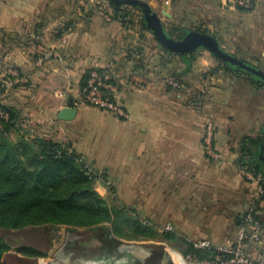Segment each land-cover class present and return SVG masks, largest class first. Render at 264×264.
Segmentation results:
<instances>
[{
  "label": "crops",
  "instance_id": "obj_1",
  "mask_svg": "<svg viewBox=\"0 0 264 264\" xmlns=\"http://www.w3.org/2000/svg\"><path fill=\"white\" fill-rule=\"evenodd\" d=\"M143 1L165 28L164 18L174 16L178 27L187 30L251 33L254 25L264 59V0H255L252 11L237 0ZM91 5L90 0H0V65L20 73L16 87L15 81L0 76V104L20 115L21 131L12 133V140L18 143L22 136L36 145L53 141L85 160L94 157V166L105 167L106 178L124 184L134 207L136 199L143 200L149 229L170 227L186 245L207 240L220 248L233 243L251 207L264 225V202L256 203V188L240 175L243 160L237 155L244 138H264V113L250 109V102L239 122L225 104L243 84L234 74L226 78L207 69L198 85H208L211 93L202 114L184 97L188 77L198 66H192L188 77L178 78L185 63L167 61L138 21L125 25L110 19L106 1L105 9ZM91 70L101 71L117 87L127 117L75 107ZM247 84L243 86L253 87ZM70 102L77 115L61 120ZM209 122L217 124L214 148L220 160L204 152V126ZM237 123L242 129L232 131ZM236 134L239 142L234 141ZM174 261L186 264L176 254Z\"/></svg>",
  "mask_w": 264,
  "mask_h": 264
},
{
  "label": "trees",
  "instance_id": "obj_2",
  "mask_svg": "<svg viewBox=\"0 0 264 264\" xmlns=\"http://www.w3.org/2000/svg\"><path fill=\"white\" fill-rule=\"evenodd\" d=\"M80 1L87 3L89 0ZM105 1L108 3V9L112 11L109 14L112 17L110 19L120 20L125 25H135L136 23L129 15L130 8L142 13L137 8L117 6L110 0ZM247 11H252V9ZM140 26L148 32L143 13ZM190 31L174 27L167 32L169 36L181 40ZM197 31L209 34L207 31ZM221 47H223L222 44ZM162 50L167 57V61L171 62L172 59L177 58L187 66L178 78L188 77L192 66L197 61V53L203 51L199 50L182 57L164 48ZM214 59L218 63L216 72L221 71L226 74L246 77L251 85L264 87V84L254 76L221 60ZM242 61L252 65L245 60ZM4 66L0 65V71ZM257 68L264 70L263 66ZM98 72L102 73L101 71ZM16 79H12L13 82L15 81V87L18 85ZM0 111L4 116H7L5 118L0 114L1 231L32 232L37 234L36 237L43 234L42 241L46 240L49 235L47 241L51 244V241L56 240L57 234L49 233L57 231L59 226L100 229L101 236L94 235L92 239L99 240L104 245H109V243L117 245L114 233L120 234L119 222L121 218L125 219L127 225L133 226L136 232L146 231V226L144 227L138 221L135 222V220L129 218L124 210L110 206L98 194L95 190L96 174L86 167V163L81 156L53 141L40 140L41 144L36 145L35 141H26L21 136L18 143H15L11 135L21 131L20 115L14 108L1 104ZM243 144V150L241 151L243 152L242 167L264 175V161L259 159L264 138H244ZM262 201L264 202V200ZM256 203H260V201H256ZM175 238L177 239L176 235ZM170 239L169 236H166V240L169 241ZM38 244L39 242H36L35 245ZM188 247L184 255H194L200 262L214 261L220 254L217 249L201 251L195 250L192 245H188ZM12 248L13 246L7 239L0 234V264H5L3 261L4 256ZM18 248L22 249L23 254L28 257H44L46 255L39 248L29 244Z\"/></svg>",
  "mask_w": 264,
  "mask_h": 264
},
{
  "label": "rangeland",
  "instance_id": "obj_3",
  "mask_svg": "<svg viewBox=\"0 0 264 264\" xmlns=\"http://www.w3.org/2000/svg\"><path fill=\"white\" fill-rule=\"evenodd\" d=\"M104 2L105 1L103 0H90V3L92 4L91 6L95 9L101 7L105 9V6L103 7ZM106 7L109 8L108 5ZM130 9L129 15L131 16V19L135 20V22H140L138 24V26H140L142 13L137 12V10H132V8ZM173 12L174 11L172 10L169 14H173ZM164 21L166 28L169 30L179 26L177 25L178 20H176L175 16L172 20L164 18ZM229 26L231 27L234 25L230 24ZM250 26L252 30L255 28L251 33L246 30L232 33L231 29H229V32L226 34L221 31L216 32V29L214 30L213 28H209V30L203 28L201 30L207 31L210 35H214L217 38L219 37L218 39L225 51L255 65L256 67H264V59L261 54L262 43L255 37L258 29H256L254 25ZM197 30L199 29H195V27H192L191 29V31ZM249 34L251 35V38H249ZM194 65L198 67L188 77L187 82H190V84L185 85L184 97L191 107L199 108V112L202 114L204 113L205 115L207 113V105H205V102H207L211 93H208V85H204L203 87H198V85L200 79L205 76L207 69L214 68V70H216L218 63L210 53L201 51L197 53V61ZM219 73V75L225 76L226 78L228 77L225 72L220 71ZM234 78L240 82L239 85H248L247 83L249 81L246 77L234 75ZM243 85L241 86V89L236 90V94H234L235 96L231 97V99L228 100L229 102L227 101L228 103H225L227 104L226 106H231L232 113L239 122H243V115L247 112L250 102H252L250 109L256 108L261 113H264V87L251 85L253 86L252 88H247ZM214 122L216 123V120ZM215 123L214 126L216 133L217 124ZM238 125L239 123H237L236 126H233L231 130L238 131L242 129V127H239ZM206 126L207 124L205 123V131ZM12 138L16 139V136L13 135ZM240 139L241 137L236 134L234 141L239 142ZM204 152L207 157L212 160H220L222 156L221 153L215 152L216 155H218L216 159L214 156L207 154L205 150ZM242 154L243 152H237L239 157H242ZM81 158L85 161L86 167L92 173L96 174L97 180L95 183V190L98 194L104 196L103 198L110 206L124 210L129 218H132L135 222L138 221L144 227L146 226V231L136 232L133 226L131 227V225H127L125 219L121 218L119 222L120 234L114 233L117 245L110 243L109 245H104L101 241L92 239V236L94 235L101 236L100 229L95 230L89 228L59 226L57 231L49 233L57 234L56 240L51 241V244L47 241L49 235L46 237V240L42 241L43 234H41L40 237H36L37 234L32 232H4L0 230L1 236L7 239V241L13 246L12 250L4 256L3 261L5 264H177L174 261V254L180 256L181 259H186L191 256L184 255L189 247L177 236V239L175 238V232H167L163 228L157 229L155 225H151L154 230L149 229V218L143 213V200L141 198L136 199L138 205L134 207L132 199L129 198L128 190L123 187L124 184L113 183L111 177L106 178L105 167L99 165L94 166V157H89L87 160L82 156ZM99 179L101 181H99ZM156 223L160 226L158 221H156ZM166 236L171 238L168 243L166 242ZM36 242H39L37 246L35 245ZM28 244L39 248L42 252H45L46 255L44 257H28L24 255L22 249L18 247L28 246Z\"/></svg>",
  "mask_w": 264,
  "mask_h": 264
},
{
  "label": "built area",
  "instance_id": "obj_4",
  "mask_svg": "<svg viewBox=\"0 0 264 264\" xmlns=\"http://www.w3.org/2000/svg\"><path fill=\"white\" fill-rule=\"evenodd\" d=\"M255 0H237V4L251 10ZM4 80H12L20 76L19 71L10 65L4 66L0 71ZM117 87L108 82L98 71H91L85 82V87L75 107H91L119 117H127L117 100ZM0 114L4 116L3 113ZM7 118V116H4ZM204 138V150L210 156L218 157L214 148L215 126L209 122L206 126ZM217 159V158H216ZM240 175L246 182L256 188V201L264 200V175L251 171L245 167L240 169ZM167 232H172L168 227ZM195 250L209 251L217 249L220 253L214 261L200 262L191 255L182 258L186 264H264V225L255 208L251 207L243 216L236 233L235 241L227 246L215 248L210 241L201 240L194 242Z\"/></svg>",
  "mask_w": 264,
  "mask_h": 264
},
{
  "label": "water",
  "instance_id": "obj_5",
  "mask_svg": "<svg viewBox=\"0 0 264 264\" xmlns=\"http://www.w3.org/2000/svg\"><path fill=\"white\" fill-rule=\"evenodd\" d=\"M113 4L123 7H133L139 9L143 13L145 25L152 34L156 42L164 49L180 55L182 57L190 55L196 51L203 50L211 54L214 58L236 67L264 84V70L249 65L240 58L225 51L217 37L198 31H190L181 40H177L169 36L158 13L143 0H110ZM77 115V109L70 102L68 107L64 108L60 114V119L71 121ZM259 159L264 161V144L261 147Z\"/></svg>",
  "mask_w": 264,
  "mask_h": 264
}]
</instances>
